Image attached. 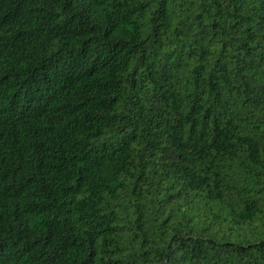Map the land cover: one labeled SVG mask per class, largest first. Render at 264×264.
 Returning a JSON list of instances; mask_svg holds the SVG:
<instances>
[{
  "label": "trees",
  "instance_id": "trees-1",
  "mask_svg": "<svg viewBox=\"0 0 264 264\" xmlns=\"http://www.w3.org/2000/svg\"><path fill=\"white\" fill-rule=\"evenodd\" d=\"M0 264H264V0H0Z\"/></svg>",
  "mask_w": 264,
  "mask_h": 264
}]
</instances>
